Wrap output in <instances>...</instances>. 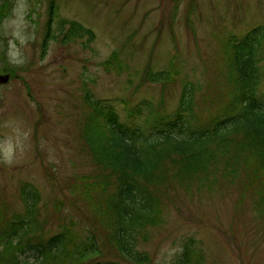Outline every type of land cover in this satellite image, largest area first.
Returning a JSON list of instances; mask_svg holds the SVG:
<instances>
[{
	"label": "rangeland",
	"instance_id": "rangeland-1",
	"mask_svg": "<svg viewBox=\"0 0 264 264\" xmlns=\"http://www.w3.org/2000/svg\"><path fill=\"white\" fill-rule=\"evenodd\" d=\"M9 1L0 21V72L11 73L0 83V227L22 213V185L36 192L34 230L42 234L72 220L86 225L85 198L70 191L80 179L100 188L91 189L92 197L112 190L114 173L94 161L82 135L91 121L84 92L109 101L127 128H144L141 117L126 118L123 106L147 99L168 112L189 81L192 111L204 123L227 108L232 94L229 45L236 42L228 39L250 31L257 35L253 60L264 97V0H53L44 45L48 0ZM70 20L79 24L75 33ZM159 69L173 76L153 80ZM223 159H213L218 169L207 178L186 182L163 161L147 184L152 217L132 233L144 262L121 256L107 227L95 223L101 258L180 264L181 245L190 238L196 257L189 264H264L263 198L246 186L243 170L222 176ZM20 256L34 264L26 251Z\"/></svg>",
	"mask_w": 264,
	"mask_h": 264
},
{
	"label": "trees",
	"instance_id": "trees-1",
	"mask_svg": "<svg viewBox=\"0 0 264 264\" xmlns=\"http://www.w3.org/2000/svg\"><path fill=\"white\" fill-rule=\"evenodd\" d=\"M9 8V0L0 2V21ZM53 11L54 4L50 3L42 45L51 36L47 31ZM70 25L74 33L79 28L74 20H70ZM255 36L249 31L239 38L230 36L228 39L229 43L236 42L234 46L229 45L234 74L232 94L227 108L204 123L198 122L192 111L195 86L189 81L182 84L175 106L168 112L161 113L147 99L123 106L126 118L141 117L144 128L139 125L127 128L109 101L102 103L85 92L83 97L91 109V121L83 128L82 135L94 161L110 174L114 173L110 180L112 190L104 198L92 197L91 189H100L94 183L96 180L92 182L93 187L92 184L86 187L89 182L80 179L78 188L72 186L70 191L85 198L89 213L84 214L86 225L80 226L78 221L72 220L68 226L62 223L57 231L42 234L34 230L36 192L28 184L22 185V213L7 218L0 227V264L3 261L5 264H23L25 260L20 254L25 251L32 256L34 264H121L101 258L100 242L93 231L95 223L107 227L110 240L121 256L144 262L145 255L135 248L132 233L137 225L147 223L152 217L154 203L147 184L154 177L153 170L165 160L177 167L172 175L186 182L188 178H207L212 170L218 169V163L213 159L224 157L220 167L222 176L227 175L228 169H233L236 174L243 170L246 186L263 198V205L264 97L258 92L262 71L253 60ZM171 74L173 76L171 70L159 69L152 71L150 77L162 81ZM232 138L234 140L230 142ZM138 176L143 181L137 179ZM191 242L188 238L182 243L178 263L195 262L196 250Z\"/></svg>",
	"mask_w": 264,
	"mask_h": 264
},
{
	"label": "water",
	"instance_id": "water-1",
	"mask_svg": "<svg viewBox=\"0 0 264 264\" xmlns=\"http://www.w3.org/2000/svg\"><path fill=\"white\" fill-rule=\"evenodd\" d=\"M8 72H0V82H5L8 78Z\"/></svg>",
	"mask_w": 264,
	"mask_h": 264
}]
</instances>
